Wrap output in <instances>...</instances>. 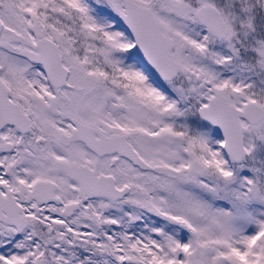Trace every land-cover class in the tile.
I'll return each mask as SVG.
<instances>
[{
    "label": "snow or ice",
    "instance_id": "snow-or-ice-1",
    "mask_svg": "<svg viewBox=\"0 0 264 264\" xmlns=\"http://www.w3.org/2000/svg\"><path fill=\"white\" fill-rule=\"evenodd\" d=\"M0 264H264V0H0Z\"/></svg>",
    "mask_w": 264,
    "mask_h": 264
}]
</instances>
